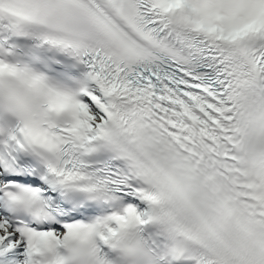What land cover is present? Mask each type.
Returning a JSON list of instances; mask_svg holds the SVG:
<instances>
[{"label":"snow or ice","instance_id":"obj_1","mask_svg":"<svg viewBox=\"0 0 264 264\" xmlns=\"http://www.w3.org/2000/svg\"><path fill=\"white\" fill-rule=\"evenodd\" d=\"M0 264H264V0H0Z\"/></svg>","mask_w":264,"mask_h":264}]
</instances>
